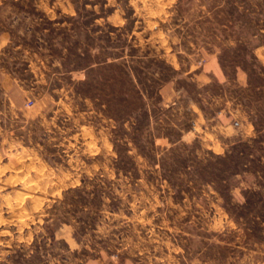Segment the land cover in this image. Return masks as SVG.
Segmentation results:
<instances>
[{
  "label": "rangeland",
  "instance_id": "1",
  "mask_svg": "<svg viewBox=\"0 0 264 264\" xmlns=\"http://www.w3.org/2000/svg\"><path fill=\"white\" fill-rule=\"evenodd\" d=\"M262 43L264 0H0V264H264Z\"/></svg>",
  "mask_w": 264,
  "mask_h": 264
},
{
  "label": "crops",
  "instance_id": "2",
  "mask_svg": "<svg viewBox=\"0 0 264 264\" xmlns=\"http://www.w3.org/2000/svg\"><path fill=\"white\" fill-rule=\"evenodd\" d=\"M255 53L260 54L264 58V43L258 45L255 49Z\"/></svg>",
  "mask_w": 264,
  "mask_h": 264
},
{
  "label": "built area",
  "instance_id": "3",
  "mask_svg": "<svg viewBox=\"0 0 264 264\" xmlns=\"http://www.w3.org/2000/svg\"><path fill=\"white\" fill-rule=\"evenodd\" d=\"M30 104H32V102H31V101L29 102V105H30Z\"/></svg>",
  "mask_w": 264,
  "mask_h": 264
},
{
  "label": "bare ground",
  "instance_id": "4",
  "mask_svg": "<svg viewBox=\"0 0 264 264\" xmlns=\"http://www.w3.org/2000/svg\"><path fill=\"white\" fill-rule=\"evenodd\" d=\"M26 187V186H25ZM34 189V188H33ZM21 195V194H20ZM19 213H21V212H19ZM25 214V213H24Z\"/></svg>",
  "mask_w": 264,
  "mask_h": 264
}]
</instances>
